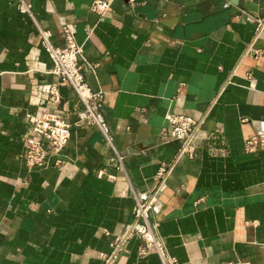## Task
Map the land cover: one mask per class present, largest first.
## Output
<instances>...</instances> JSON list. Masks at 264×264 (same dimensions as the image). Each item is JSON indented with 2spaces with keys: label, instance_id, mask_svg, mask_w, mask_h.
<instances>
[{
  "label": "crops",
  "instance_id": "obj_1",
  "mask_svg": "<svg viewBox=\"0 0 264 264\" xmlns=\"http://www.w3.org/2000/svg\"><path fill=\"white\" fill-rule=\"evenodd\" d=\"M18 1L0 0V264H101L134 219L132 189L153 190L181 145L160 137L168 111L206 119L152 215L167 252L177 264H264V149L245 150L264 133V30L253 20L264 0H116L103 19L92 0H25L56 46L75 25L124 172L95 126L72 128L61 168L27 165L33 118L74 121L82 105L69 86L48 102L45 86L58 78ZM142 243L132 236L114 264H161L155 252L139 255Z\"/></svg>",
  "mask_w": 264,
  "mask_h": 264
},
{
  "label": "built area",
  "instance_id": "obj_2",
  "mask_svg": "<svg viewBox=\"0 0 264 264\" xmlns=\"http://www.w3.org/2000/svg\"><path fill=\"white\" fill-rule=\"evenodd\" d=\"M115 1L92 0L90 9L98 15L99 19H103L112 10ZM125 1L131 7L135 4V0ZM225 5L227 6L228 2ZM18 7L20 11L29 15L35 23L40 43L53 63L50 73L58 78L56 83L45 86L48 102L53 105L60 103L59 88L69 86L82 105V109L76 113L74 121H67L56 112H47L41 117L33 118L30 132L23 136L26 147L24 158L27 165L29 168L37 169H44L51 165L61 168L64 164L62 155L71 137L72 128L95 126L101 132L104 142L113 151L116 170L124 172V156L113 144L110 127L103 112V94L101 91H92L85 79L84 71L93 72L97 64L88 62L83 58L84 45L76 41L75 25L65 24L63 26L64 45L56 46L51 40V31L40 26L35 19L32 5L25 0H19ZM253 20L256 24V32L259 34L264 30V18L256 17ZM93 31L94 26H87V37H90ZM247 78L249 87L253 88L255 79L251 74H248ZM205 119L206 114L195 119L182 113L166 112V125L161 128L160 137L164 141L178 140L181 145L172 160L168 163H162L159 167L155 176L156 186L153 190L138 193L132 189L135 199L134 219L126 225L123 233L111 243L110 253L100 256L101 264H114L132 236H138L143 240L138 249L140 256L155 252L159 255L161 264H177L176 259L167 252L164 240L158 234L159 222L152 219V215L159 212L162 207L160 195L166 187L174 167L183 157L193 158L195 156L194 140L202 129ZM260 149H264V133L256 134L245 141V150L248 152H255ZM52 157H56L53 163L51 162ZM97 175L116 178L115 174L106 173L104 169L98 171Z\"/></svg>",
  "mask_w": 264,
  "mask_h": 264
}]
</instances>
